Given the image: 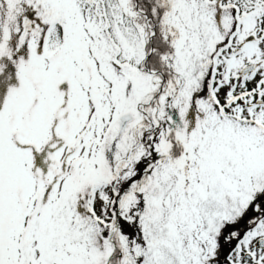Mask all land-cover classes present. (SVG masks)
Masks as SVG:
<instances>
[{"label": "snow or ice", "instance_id": "1", "mask_svg": "<svg viewBox=\"0 0 264 264\" xmlns=\"http://www.w3.org/2000/svg\"><path fill=\"white\" fill-rule=\"evenodd\" d=\"M0 264H264V0H0Z\"/></svg>", "mask_w": 264, "mask_h": 264}]
</instances>
